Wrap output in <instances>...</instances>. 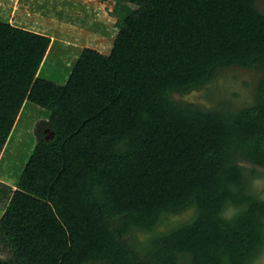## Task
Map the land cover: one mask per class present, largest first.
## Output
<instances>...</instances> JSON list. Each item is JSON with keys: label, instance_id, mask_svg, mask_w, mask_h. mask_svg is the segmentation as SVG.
<instances>
[{"label": "trees", "instance_id": "16d2710c", "mask_svg": "<svg viewBox=\"0 0 264 264\" xmlns=\"http://www.w3.org/2000/svg\"><path fill=\"white\" fill-rule=\"evenodd\" d=\"M112 1L136 9L119 12L111 52L84 48L64 84L38 75L51 37L0 20V151L26 101L51 114L9 187L0 264H253L264 11L258 0ZM237 67L256 73L250 104L176 99Z\"/></svg>", "mask_w": 264, "mask_h": 264}, {"label": "rangeland", "instance_id": "374dc122", "mask_svg": "<svg viewBox=\"0 0 264 264\" xmlns=\"http://www.w3.org/2000/svg\"><path fill=\"white\" fill-rule=\"evenodd\" d=\"M258 5L264 11V0H258ZM135 9L131 3L112 0H0V20L49 35L52 44L38 75L64 84L84 48H94L104 54L111 52L118 33L119 12ZM256 78L252 70L230 68L220 71L217 79L205 87L175 97L207 109H214L218 103L227 100L232 106L241 107L252 102ZM27 102L16 116L6 145L0 151V189L5 194L0 200V218L9 199V187L16 188L37 144L36 126L51 115ZM257 169L253 188L264 197V168ZM138 237L143 240L145 234L140 232ZM10 255V251L0 245V258L7 259ZM253 264H264V251Z\"/></svg>", "mask_w": 264, "mask_h": 264}, {"label": "water", "instance_id": "95a60500", "mask_svg": "<svg viewBox=\"0 0 264 264\" xmlns=\"http://www.w3.org/2000/svg\"><path fill=\"white\" fill-rule=\"evenodd\" d=\"M45 132L47 133V135L45 136L46 140L53 138V136L55 135V132L52 131L50 128H47ZM4 195H5L4 190L0 189V200L4 197Z\"/></svg>", "mask_w": 264, "mask_h": 264}, {"label": "crops", "instance_id": "0c3cea01", "mask_svg": "<svg viewBox=\"0 0 264 264\" xmlns=\"http://www.w3.org/2000/svg\"><path fill=\"white\" fill-rule=\"evenodd\" d=\"M28 103V102H27ZM31 103V102H30ZM31 104H33V103H31ZM33 105H35V104H33ZM35 106H37V105H35Z\"/></svg>", "mask_w": 264, "mask_h": 264}, {"label": "bare ground", "instance_id": "6f19581e", "mask_svg": "<svg viewBox=\"0 0 264 264\" xmlns=\"http://www.w3.org/2000/svg\"><path fill=\"white\" fill-rule=\"evenodd\" d=\"M51 44H52V42H51ZM51 46V45H50ZM50 49V48H49ZM48 53V52H47ZM27 106V105H26ZM25 108V107H24Z\"/></svg>", "mask_w": 264, "mask_h": 264}]
</instances>
